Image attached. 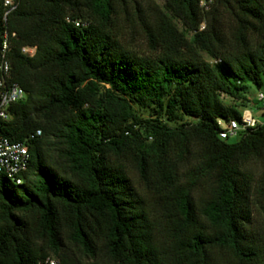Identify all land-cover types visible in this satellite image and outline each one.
Segmentation results:
<instances>
[{"label": "trees", "instance_id": "trees-1", "mask_svg": "<svg viewBox=\"0 0 264 264\" xmlns=\"http://www.w3.org/2000/svg\"><path fill=\"white\" fill-rule=\"evenodd\" d=\"M143 4L0 0V64L25 91L0 135L29 156L20 183L0 173V264H264V171L247 166L264 124L233 141L217 124L264 88V0ZM121 14L145 51L119 37Z\"/></svg>", "mask_w": 264, "mask_h": 264}, {"label": "built area", "instance_id": "built-area-1", "mask_svg": "<svg viewBox=\"0 0 264 264\" xmlns=\"http://www.w3.org/2000/svg\"><path fill=\"white\" fill-rule=\"evenodd\" d=\"M213 0H199L201 7L206 11L209 9ZM12 0H5L6 4H11ZM203 26V25H202ZM201 26V28H202ZM22 52L32 55L34 49L31 47H22ZM0 70L3 76L0 78V119L8 120L11 116L9 108L17 101L25 97V91L17 83L8 80L9 65L7 62L0 64ZM255 104H259L261 114H264V88H259L254 94ZM218 135L222 139L234 138L238 132L248 127L264 124V118L259 119L255 116L251 107L245 108L241 112L239 120L236 119H218ZM39 131H37V134ZM27 146L22 141H12L0 135V173H4L10 178H14L16 183H20L17 175L26 168L28 164ZM38 264H56L54 258L48 257Z\"/></svg>", "mask_w": 264, "mask_h": 264}, {"label": "rangeland", "instance_id": "rangeland-1", "mask_svg": "<svg viewBox=\"0 0 264 264\" xmlns=\"http://www.w3.org/2000/svg\"><path fill=\"white\" fill-rule=\"evenodd\" d=\"M163 2V0H144V7H148L150 5H152L153 3H156L157 5H161ZM127 15L125 14H121L118 20V29H117V33L119 34V37L121 38V40L128 45L129 47H131L134 50L137 51H145L147 49V45L146 42L143 39V35L142 32L139 28L138 25H136L137 23L133 24L131 23L129 20L126 19ZM219 21H220V25L219 28L222 29L224 32H228L229 29H231L232 25H233V20H232V15L230 13V9L227 7H219ZM175 24L177 25V28L179 30L183 29V26L181 25L180 22L175 21ZM187 37L190 38L191 37V33L187 34ZM203 57L210 61L213 62L214 60L211 59L208 55H206L205 53H202ZM256 88L251 87L250 92L251 95L254 96L255 92H256ZM223 100H225V102L227 101V98L225 96H222ZM255 102V100H254ZM252 111L255 113V116L259 119H263L264 118V114H261V110L259 109V104L256 103V105L251 106ZM235 139L231 138L230 141H233ZM193 156L190 160H188V162L185 163H180V167L178 169L179 174L182 176V173L187 169V167L190 165V163L193 162ZM248 169H250V171L252 173H254L255 175L262 173L264 171V157L261 158H253L250 159L248 161ZM129 173L130 176L132 177L134 183L137 185V187L139 188L141 194L143 195V197L146 199V201L148 202V205L150 206V208L152 209V212L154 214H157V212L159 211V207L157 204H155V200H156V196L150 192L148 189L144 188V186L142 184H140L138 177H137V173L135 172V170L133 168H129ZM199 193V192H198ZM256 216H255V224L256 226H258L260 228V231L264 234V216L262 217L258 212H255Z\"/></svg>", "mask_w": 264, "mask_h": 264}]
</instances>
